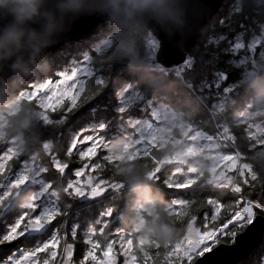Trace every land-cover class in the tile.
Segmentation results:
<instances>
[{
  "label": "trees",
  "instance_id": "1",
  "mask_svg": "<svg viewBox=\"0 0 264 264\" xmlns=\"http://www.w3.org/2000/svg\"><path fill=\"white\" fill-rule=\"evenodd\" d=\"M263 35L264 0H226L219 12L202 29L201 37L189 53L191 61L182 68V72L180 69H167L159 65H155L156 67L152 69L154 75L165 77V85L161 88H149L146 80L129 69L126 60L110 56L111 50L106 48V42L110 40L108 26L49 59V68L46 72H37L27 77L15 75L9 84L0 88V99L17 97L24 90L31 89L46 78L55 81L65 72L75 69L85 71L81 76L84 87L78 100L71 105L66 99L52 109L49 118L44 119L39 116L38 111L41 107L35 104V100L22 103L30 106L37 116L35 123L24 130L20 138L22 149L12 155L0 168V186L9 183L10 176L12 178L22 169L23 162L33 159L34 165L29 166L28 174L31 177H40L50 184L52 191L56 193L54 196L56 201L62 203L54 219H51L54 221L53 227L61 231L58 248L62 237L66 241L75 243L77 247L75 261L81 264H91L93 258L98 260L107 247L115 248V244L110 242L113 241L117 228L126 231L131 239L133 238L130 249L133 255L131 264H163L165 242L164 238L145 237L142 230H133L128 212L133 206V194L126 183V187L117 191H108L97 201L84 203L80 201L81 196H75L79 202L73 201L71 185L79 176V179H84L88 175L101 177V180L108 181V184L112 185L118 181L122 182L121 176L118 175L121 167L132 162L143 164L148 172L147 183L151 187L153 201V206L150 207L152 212L145 217L152 219L154 216L159 218L162 215L164 220L160 224L161 231L163 232L164 225L172 226L176 239L183 236L188 225L187 217H179L177 210L172 214L169 213L171 206L176 203H179L181 211L186 207L188 215L191 216L192 213L198 218H202L208 206H210L208 210L211 209L208 203L211 199L220 201L222 208L237 204L228 212L227 217L220 219L217 228L231 219L234 210L238 211L243 207L244 201L239 200L238 195L264 207L261 193L264 162L254 159V156L259 154L258 150L262 149L256 145L257 138L262 136L250 135L245 122L251 123V120L244 121V118L236 116V107L244 105L248 98L254 97L253 91L244 93L246 86H249L246 82L247 73L255 72V62L264 65V59L257 53L251 54L249 44ZM154 40L155 37L149 30L144 40V48L151 55ZM234 105L235 108H232ZM159 106L181 117L193 132L200 131L199 133H202L200 142L204 140V134L218 136L217 125L228 126L236 135L237 141L226 150L232 151L233 154L239 152L244 156V162L252 163L251 167L259 176L258 181L250 184L238 174L231 187L228 185L225 191L205 186L203 178H196L193 183L178 186L179 183L176 181L178 175L173 172L177 161L173 165L164 167L160 173L154 174L156 170L154 169L153 174L149 176L156 164L155 160H161L165 156L170 150V144L160 146L162 140L157 144L154 142L153 145L147 142L142 144L138 133L135 132V125L143 121L152 123L154 110ZM217 106L222 109L217 110ZM249 109L253 110L254 106L249 105ZM257 113L259 114L255 112L253 115L255 119L253 123L263 125L264 118L260 114L256 116ZM240 126L243 128H239ZM245 127L247 137L242 136ZM175 135L179 136L177 132ZM9 137L12 136L4 138ZM120 141H127L129 146L133 147L131 157L115 155L114 146ZM46 144H49L50 148H45ZM55 163H59L61 167H57ZM233 186L235 191H227ZM16 189L12 188L7 196L1 198V210L14 191L23 192L24 196L20 200H23L28 193ZM221 193L224 195L220 196ZM45 204L49 202L45 200ZM66 205L70 206L69 210L65 208ZM142 206L145 208L147 206H139L140 211L145 213ZM108 207H112L115 212L114 218L119 216L115 221L109 218L99 219L100 212ZM12 209L8 208L10 214L0 218V234L7 226L14 223L19 229L24 226L22 220H17L11 215ZM260 214L264 215L263 212ZM6 217L10 218L8 223ZM74 223L78 225L76 233L73 230ZM137 235L144 236L142 246L146 250H137ZM26 239L29 240L27 247L35 245L34 238L18 240L3 239L1 236L0 242L5 245L0 243V249L9 248V252L3 256L6 260L0 261V264L9 263V259H12L10 264H13V254H15L12 252L13 249L15 247L24 249L19 248L21 246L16 245V242ZM221 241L223 240L217 243ZM225 241L231 242L229 239ZM262 247L264 249V242L240 264H261L260 259L264 255L263 252L260 256ZM149 254L152 261L146 263ZM119 256L123 261V255L119 254ZM57 259L58 254L55 261Z\"/></svg>",
  "mask_w": 264,
  "mask_h": 264
},
{
  "label": "rangeland",
  "instance_id": "2",
  "mask_svg": "<svg viewBox=\"0 0 264 264\" xmlns=\"http://www.w3.org/2000/svg\"><path fill=\"white\" fill-rule=\"evenodd\" d=\"M96 34V33H95ZM251 44H249V50L251 54L257 53L260 58L264 59V35L262 37H257L254 39ZM159 46V41L155 38L154 43L152 44V55L150 58L156 56V51ZM258 47V49H257ZM191 61L187 60L182 65H179L178 68H174L175 70L180 69L182 72V68L187 66V64ZM259 63L255 62V72L249 71L247 73L248 77L246 78V82L250 84V81L253 78L258 77L259 75L264 77V65H258ZM156 66H153V69ZM85 71H77L75 69L71 72H65L58 79L52 81L50 78H46L43 82L37 83L31 89L24 90L17 97L21 100V103L24 101L35 100L36 105H39L41 109L38 111V114L41 118H49L50 113L53 112L52 109L59 104L63 103L66 99H68V103L73 105L75 101L82 94V89L84 87V80L81 77ZM245 82V83H246ZM2 88V87H1ZM250 86H246L245 94L248 92H252ZM246 95H243L245 97ZM253 98V99H252ZM231 99V98H230ZM249 105H253L254 109L250 110ZM235 108V105L232 106ZM222 107L217 106V110H221ZM255 112H259L260 116L264 118V104L258 102L254 97H250L247 99L246 103L240 107H236V116H240L244 118V121L251 120L250 122H245L248 125V131H250V135L262 136V138H257V146H260L262 149H259V153L264 152V124L255 125L254 114ZM259 116V117H260ZM154 121L149 123L148 121L139 122L135 125V132L138 133L140 138V142L142 144L153 145L154 142L157 144L159 140H162L160 146H165L170 144V150L166 152L165 156L161 160H155L156 164L153 166L151 173L152 175L154 169H157V166L164 161L175 159L177 161V166L174 169V173L178 175L176 181H178V186H184V184L193 183V180L196 178H203L204 185L207 187H211L214 190L225 191L228 185H232L234 182L235 176L239 174L241 179L246 180L248 183L253 184L255 181H258V174L254 171L253 167H251L252 163L244 162V156L239 152L233 154L232 151L226 150L230 149L235 144L237 139L236 135L230 131V128L226 125L220 126L217 125L219 130L218 136L212 135L207 136L204 134V140L202 142L195 141V135L190 139L182 140L179 136L175 135V132L183 127H188L187 123L182 120L181 117H177L169 111H166L164 107L159 106L154 110L153 113ZM264 122V121H263ZM133 124V123H132ZM243 128L240 126L239 128ZM226 130V131H225ZM246 127L244 128L243 137H247ZM224 133V134H223ZM199 132L197 133V135ZM225 135V136H224ZM234 136V137H233ZM13 139H16V143H11ZM3 140H7L9 142L8 145L0 152V168H2L6 161L14 154L18 153L22 149V144L20 139L9 137V138H0V142ZM96 142V140H94ZM45 148H50L49 144L45 145ZM114 153L118 157L129 156L133 153V147L129 146L127 141H120L114 146ZM187 154H193L194 158L191 160L186 159ZM258 155V154H257ZM33 160V159H32ZM32 160H27L28 162H23L20 170L16 172L10 180L8 179V184L0 186V203L1 198L5 197L9 194L12 188H17L16 190H23L28 192L25 198L22 200V207H32L35 205H41V214L40 218L51 220L54 219L55 215L59 211V206H62V203L57 202L56 193L52 191L50 184H48L44 179L40 177H31L28 172L30 171L28 168L31 165H34ZM57 167H61L59 163H55ZM63 168V167H62ZM64 170V169H63ZM197 171L195 174H191V171ZM195 175L194 177H191ZM77 178L76 182L71 185L73 186L74 192L71 191V198L75 202H79L75 196L89 195L96 191L105 190L111 191L108 181L101 180V177H93V175L85 176L84 179ZM175 180V179H174ZM229 187V188H230ZM19 188V189H18ZM235 191V186L233 188L228 189L227 191L232 192ZM16 191L10 194L8 198V202L6 205L0 209V218L4 217L8 211V203L12 198L13 194ZM237 193V192H236ZM224 193H221L220 196H223ZM78 197V198H79ZM239 200H243L245 204H251L255 206V212L264 213V207L261 204L256 203L255 201L245 200L242 195H238ZM45 200L49 202V204H45ZM248 202V203H247ZM208 203L211 205L208 206L206 211L203 213L202 218H198L197 216L191 213V216L188 215V208L183 207L182 211L179 208V203H176L171 206L169 213L172 214L175 210L179 213V217H187L188 225L184 231L183 236L180 239L175 238V232L172 229V226H163V233L166 234V238H164V259L163 264H192L193 260L199 256V253L195 252L192 248V242L194 240H200L209 238L211 235L215 234L220 227L217 228L218 223L221 218H225L228 215V212L234 209L237 204L226 205L225 208H222V204L218 200H209ZM254 203V204H253ZM236 211L234 210L231 213L230 218L232 216L241 213L243 208ZM65 208L69 210L70 206L66 205ZM141 208V207H140ZM142 209L145 213L139 211V221L141 224L147 219V215H150L152 209L147 206L146 208L142 206ZM66 210V211H67ZM257 213V214H258ZM115 212L112 207H108L103 209L99 214L100 218H109L114 221L119 217L116 216L114 218ZM190 214V213H189ZM65 215V213H64ZM98 219V220H99ZM10 220L7 219L6 222ZM97 220V221H98ZM230 220V219H229ZM228 220V221H229ZM114 221H111L114 223ZM227 223V222H226ZM225 223V224H226ZM16 223L11 226H7L0 237L3 239H8L12 236L13 233L16 232V228L14 227ZM223 224V225H225ZM6 226V225H5ZM77 226L75 223L73 224V230L76 233ZM233 228V229H232ZM243 229V226L239 223L233 224L231 227H228L226 232L220 236L219 240H223L220 243L230 244L226 242L225 239H229L231 241V237L233 234H238ZM141 231V230H138ZM58 233V228L54 230V234ZM61 235V231L57 234L58 238ZM74 235V233H73ZM137 250L144 251L146 250L142 246V239L144 236L137 235ZM20 240L21 238H17ZM50 239V238H49ZM43 241L40 249L46 250L47 241ZM64 238L62 237L61 244H63ZM133 238L128 235L126 231H123L120 228H117L114 233L113 241L110 243L115 244V248L107 247L100 254V258L97 260L95 258L92 259L91 264H104L102 259V254L104 253H115L117 255H123V261L121 264H131L133 261V255L131 254V245ZM160 241V239H159ZM159 241H157L159 243ZM161 242V241H160ZM215 242V244H218ZM16 245L21 246L19 248H24L25 250L30 251L31 257L29 258V262L23 260V257L28 256V254L23 253L21 250L16 251L18 247H15L12 252L14 256L13 264H53L56 258L54 254L59 246L54 245L50 247V252L48 253H40V249L38 251L39 242H36L33 247H27L29 245V240H24L22 242H16ZM1 247V245H0ZM65 249V246H64ZM45 250L43 252H45ZM257 251V250H256ZM9 252V248L0 249V261H5L6 256ZM120 252V253H118ZM148 252V251H146ZM264 249L262 247L260 251V256H262ZM157 253V252H156ZM12 255V254H11ZM17 255L21 257L18 259ZM259 256V257H260ZM261 264H264V255L261 257ZM61 261V257L59 258V249H58V259L54 264H59ZM152 258L150 254L147 255L146 263H151ZM10 264L12 259L8 260ZM16 262V263H15ZM27 262V263H26ZM77 264H81V262L76 261Z\"/></svg>",
  "mask_w": 264,
  "mask_h": 264
},
{
  "label": "clouds",
  "instance_id": "3",
  "mask_svg": "<svg viewBox=\"0 0 264 264\" xmlns=\"http://www.w3.org/2000/svg\"><path fill=\"white\" fill-rule=\"evenodd\" d=\"M46 5L47 0H0V19H7L0 27V62L11 61L9 67L16 76L27 77L48 70L45 49L65 29L68 14L100 12L108 21L110 40L106 48L111 50L110 56L126 60L129 69L146 80L149 88L165 85V77L152 73L151 54L145 51L144 40L149 34V20L183 23L181 0H54L51 7ZM37 23L39 28L32 26ZM4 84L0 80V85ZM249 86L257 101L264 104V77L253 78ZM36 116L18 97L0 99V138L20 139L24 130L35 123ZM254 159L264 162V152ZM118 175L133 194V206L128 210L133 230H142L145 237L166 238L160 229L162 215L146 219L143 224L139 221V206H153L146 167L132 162L121 167Z\"/></svg>",
  "mask_w": 264,
  "mask_h": 264
},
{
  "label": "water",
  "instance_id": "4",
  "mask_svg": "<svg viewBox=\"0 0 264 264\" xmlns=\"http://www.w3.org/2000/svg\"><path fill=\"white\" fill-rule=\"evenodd\" d=\"M226 0H181V7L183 10V23L181 25L161 24L155 20L148 21V29L152 32L153 36L159 41V46L156 51V56L150 58L151 67L159 65L162 68L174 69L179 65L185 63L189 57V53L196 45L198 39L201 37V31L204 26L219 12ZM54 0H47L48 7H51ZM7 23V19H0V27ZM39 28L40 25H32ZM108 26L107 17L100 12H82L76 15L68 14L65 18V29L55 37V43L45 49L47 59L55 57L58 53L66 50L68 47L73 46L75 43L84 41L90 36L94 35L97 31ZM11 61L0 62V80L6 82L0 85V88L9 84L15 74L10 69ZM259 114L257 113L256 116ZM193 132L190 127H183L178 131V135L182 140L188 139ZM202 140V133L195 137L196 142ZM17 140L13 139L11 143H16ZM8 144L7 140L0 142V152ZM186 159L191 160L194 158L193 154H187ZM175 159H170L159 164L154 174L160 173L164 167L175 164ZM197 171L192 170L191 173L195 174ZM32 174L34 172L32 171ZM126 187L124 182H115L111 185V190ZM104 191H96L89 195H82L81 202H89L94 199L100 198L104 195ZM261 193L264 198V181L261 183ZM23 196V192L16 193L9 202V208H14ZM38 208H33L29 218H33L37 213ZM264 220V215L256 214ZM45 225H50L46 222L32 221L27 226L28 235H40L46 230L40 232L39 230ZM244 231V228L242 229ZM241 231V232H242ZM240 233V232H239ZM238 233V234H239ZM264 242V236H260L255 231L249 232L247 235L241 236L234 247L222 248L217 254L215 259L219 264H240L252 252L256 251L259 246ZM219 245H228L218 243ZM77 247L73 242L65 244L63 253V260L61 264H77L75 261ZM104 264H121V258L115 253L102 254ZM192 264H197L196 260Z\"/></svg>",
  "mask_w": 264,
  "mask_h": 264
},
{
  "label": "flooded vegetation",
  "instance_id": "5",
  "mask_svg": "<svg viewBox=\"0 0 264 264\" xmlns=\"http://www.w3.org/2000/svg\"><path fill=\"white\" fill-rule=\"evenodd\" d=\"M200 132V131H199ZM197 133L198 132H192V134H191V136L188 138V139H190L192 136H194L195 134V136H197ZM119 190V189H118ZM23 191V190H22ZM102 191H104L105 193L107 192V191H105V190H102ZM117 191V190H116ZM21 192V191H20ZM18 193V192H17ZM25 193V192H24ZM105 193H104V195L103 196H105ZM16 194V193H15ZM14 194V195H15ZM24 196V195H23ZM103 196H101L100 198H97V199H94L93 201H91V202H94V201H97V200H99V199H101ZM8 208H9V203H8ZM33 208H38V211H37V213L34 215V217L33 218H29V215H30V213H31V211H32V209ZM10 209V208H9ZM11 211V215L14 217V218H16L17 220H22V222H23V227L21 228V229H19V227L17 228V227H15L17 230H16V232L15 233H13L12 234V237H10V239H17V238H21V239H23V238H34L33 239V242L34 243H36V242H39V245H38V251H39V249H40V247H41V244H42V242L43 241H46V240H48L49 238V240H50V243H49V241H47L48 243L46 244V251L45 252H50V247L51 246H54V245H57V246H59V240H58V236H57V234L59 233V230H58V233L57 234H54V230L55 229H57V228H55V227H53V224H54V221L53 220H46V219H43V218H40V214H41V206L39 205H35V206H32V207H30V208H28V207H22V200H20L19 201V203L15 206V208L14 209H12V210H10ZM10 213H9V211H7V216L9 215ZM7 219H8V217H6ZM32 221H36V222H39V223H41V222H46V223H50V224H52V227L50 228V229H48V231L46 232V233H44L43 235L42 234H40V235H28L27 234V226H28V224L30 223V222H32ZM0 226H1V222H0ZM46 235H49L48 237L46 236ZM36 238V239H35ZM40 238H44L43 240H41ZM64 238V237H63ZM68 242H71V241H66L65 240V238H64V241H63V244H61L60 245V248H57V250L56 251H54L55 253V255H57L58 254V249H59V258L61 257V261L59 262V264H61V262H62V260H63V253H64V246H65V244L66 243H68ZM0 243H2L3 245H5V243H3V242H0ZM19 250H21L23 253L21 254V256L25 253H27L28 254V256H26V257H23L22 259L23 260H26V261H28L29 262V258L31 257V253H30V251H28V250H26L25 251V249H16V251H19ZM41 254H42V252L41 251H39ZM14 253V252H13ZM20 255H17V257H18V259L21 257ZM76 256V255H75Z\"/></svg>",
  "mask_w": 264,
  "mask_h": 264
},
{
  "label": "snow or ice",
  "instance_id": "6",
  "mask_svg": "<svg viewBox=\"0 0 264 264\" xmlns=\"http://www.w3.org/2000/svg\"><path fill=\"white\" fill-rule=\"evenodd\" d=\"M234 223L241 224L244 228V231L240 232L239 234H233L231 237V244L228 245H219L214 243V241L220 235L217 233V236L213 237V240H209L205 244L201 245V248L205 249L204 251L200 252V250L197 249V252L199 253L198 259L196 260L197 264H219L215 257L221 251V249L225 247H234L237 244L239 238L241 236L247 235L249 232L255 231L260 236H264V220L255 214V210L242 214L239 220ZM49 226L50 225H45L39 231L43 232ZM229 227H231V225H229ZM224 231H226V229ZM44 250L45 249H40L41 252Z\"/></svg>",
  "mask_w": 264,
  "mask_h": 264
},
{
  "label": "bare ground",
  "instance_id": "7",
  "mask_svg": "<svg viewBox=\"0 0 264 264\" xmlns=\"http://www.w3.org/2000/svg\"><path fill=\"white\" fill-rule=\"evenodd\" d=\"M187 60H190V58L188 57ZM253 210H255L254 206H252L251 204H246L245 207L243 208V211L241 213L239 212L238 214L234 215L229 221H227V223L225 225H222V227H220L219 230L215 234L211 235L209 238L200 239V240H194L192 242V248L194 249L195 252H197V249H199L200 252L204 251L205 249L201 248V245L205 244L209 240H213V237H216L217 233H219L220 235L214 241V243L217 242L218 239L220 238V236L223 235L226 232L224 230L225 229L227 230L229 225L232 226L233 224H237V223H234V222L238 221L242 214L247 213V212H252Z\"/></svg>",
  "mask_w": 264,
  "mask_h": 264
}]
</instances>
